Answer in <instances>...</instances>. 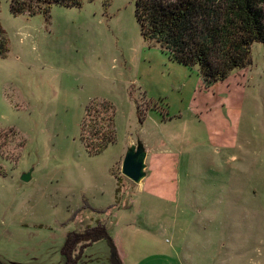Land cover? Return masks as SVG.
<instances>
[{"label": "rangeland", "instance_id": "374dc122", "mask_svg": "<svg viewBox=\"0 0 264 264\" xmlns=\"http://www.w3.org/2000/svg\"><path fill=\"white\" fill-rule=\"evenodd\" d=\"M0 24V264H111L107 239L62 251L98 226L117 249L126 224L132 244L191 240L187 254L205 264H264V45L206 86L144 41L136 0L55 5L48 17L0 0ZM102 101L117 140L91 156L81 128ZM129 153L144 160L137 183L123 174Z\"/></svg>", "mask_w": 264, "mask_h": 264}, {"label": "trees", "instance_id": "16d2710c", "mask_svg": "<svg viewBox=\"0 0 264 264\" xmlns=\"http://www.w3.org/2000/svg\"><path fill=\"white\" fill-rule=\"evenodd\" d=\"M83 1L10 0V10L14 16L48 17L55 5L81 8ZM136 18L146 43L168 53L173 62L197 69L206 86L251 66L253 45H264V0H136ZM8 54V36L0 24V58ZM115 116L114 105L107 101L87 109L81 138L91 156L116 142ZM102 239L114 246L105 226L71 233L62 254L69 259L76 240L89 246Z\"/></svg>", "mask_w": 264, "mask_h": 264}, {"label": "crops", "instance_id": "0c3cea01", "mask_svg": "<svg viewBox=\"0 0 264 264\" xmlns=\"http://www.w3.org/2000/svg\"><path fill=\"white\" fill-rule=\"evenodd\" d=\"M133 227L132 225L126 224L125 230L122 232L121 245L117 246L116 249L121 264H200L199 262L201 260L205 264L204 262L207 263L209 260L205 253H202V258L199 257L198 260L194 256L191 257L187 254L191 240H181L173 246H154L147 244L139 246L135 243L132 244L131 232L135 229ZM178 228L180 230V225L175 228L174 232L180 236L181 233ZM148 240L151 241L152 239ZM126 242H129L130 245L126 244Z\"/></svg>", "mask_w": 264, "mask_h": 264}, {"label": "water", "instance_id": "95a60500", "mask_svg": "<svg viewBox=\"0 0 264 264\" xmlns=\"http://www.w3.org/2000/svg\"><path fill=\"white\" fill-rule=\"evenodd\" d=\"M144 160L139 159L137 154L129 153L124 162L123 174L133 182H139L144 176ZM23 181H29L30 177L25 175ZM111 264H121L116 248L112 246V253L110 258Z\"/></svg>", "mask_w": 264, "mask_h": 264}]
</instances>
